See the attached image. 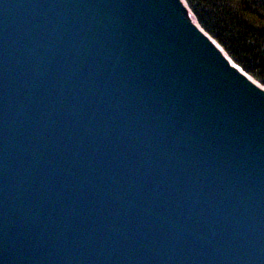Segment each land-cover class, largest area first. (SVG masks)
Returning <instances> with one entry per match:
<instances>
[{
  "label": "water",
  "instance_id": "water-1",
  "mask_svg": "<svg viewBox=\"0 0 264 264\" xmlns=\"http://www.w3.org/2000/svg\"><path fill=\"white\" fill-rule=\"evenodd\" d=\"M145 9L0 0V264H264V102Z\"/></svg>",
  "mask_w": 264,
  "mask_h": 264
},
{
  "label": "trees",
  "instance_id": "trees-1",
  "mask_svg": "<svg viewBox=\"0 0 264 264\" xmlns=\"http://www.w3.org/2000/svg\"><path fill=\"white\" fill-rule=\"evenodd\" d=\"M201 28L264 86V0H184Z\"/></svg>",
  "mask_w": 264,
  "mask_h": 264
},
{
  "label": "bare ground",
  "instance_id": "bare-ground-1",
  "mask_svg": "<svg viewBox=\"0 0 264 264\" xmlns=\"http://www.w3.org/2000/svg\"><path fill=\"white\" fill-rule=\"evenodd\" d=\"M178 1L182 7H187L184 0ZM142 4L148 10L146 12L150 14L155 12L156 9H166L170 13V18H172L171 23L174 28L170 33L176 44L188 50L187 46L191 43L192 48L188 50L190 54L199 56L201 51L211 64L224 71L240 88L257 96L258 99L264 102V86L238 67L220 45L201 28L197 21L187 18L180 9L168 7L167 0H142Z\"/></svg>",
  "mask_w": 264,
  "mask_h": 264
},
{
  "label": "rangeland",
  "instance_id": "rangeland-1",
  "mask_svg": "<svg viewBox=\"0 0 264 264\" xmlns=\"http://www.w3.org/2000/svg\"><path fill=\"white\" fill-rule=\"evenodd\" d=\"M167 5L168 7H173L176 9H180L183 14H185V16L187 18H191L192 20H195V18L193 17L192 13L190 12V10L188 9V6H183L181 5V3L178 0H167ZM196 21V20H195Z\"/></svg>",
  "mask_w": 264,
  "mask_h": 264
}]
</instances>
